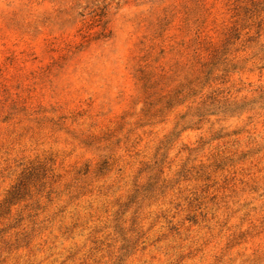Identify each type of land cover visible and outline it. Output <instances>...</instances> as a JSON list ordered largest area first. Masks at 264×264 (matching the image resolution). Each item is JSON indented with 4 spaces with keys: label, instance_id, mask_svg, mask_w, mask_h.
<instances>
[{
    "label": "rangeland",
    "instance_id": "rangeland-1",
    "mask_svg": "<svg viewBox=\"0 0 264 264\" xmlns=\"http://www.w3.org/2000/svg\"><path fill=\"white\" fill-rule=\"evenodd\" d=\"M0 264H264V0H0Z\"/></svg>",
    "mask_w": 264,
    "mask_h": 264
}]
</instances>
